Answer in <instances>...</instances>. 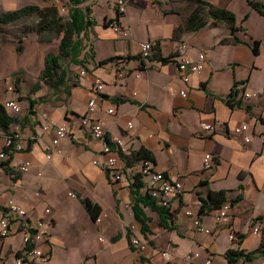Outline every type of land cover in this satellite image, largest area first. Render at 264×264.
Here are the masks:
<instances>
[{
	"label": "crops",
	"instance_id": "obj_1",
	"mask_svg": "<svg viewBox=\"0 0 264 264\" xmlns=\"http://www.w3.org/2000/svg\"><path fill=\"white\" fill-rule=\"evenodd\" d=\"M115 2L83 0L80 5L92 22L85 34L89 45L86 48L84 44L80 54L85 52L80 71L85 69L86 74L79 71L73 83L68 75L61 93V89L53 90L48 100L36 94L29 101L28 112L13 116L17 121L9 130L22 134L24 149L0 161V217L6 214L7 201L13 199L30 219H46L49 238L40 247L50 254L47 264L53 262L58 241L59 205L81 211L85 219L82 231L92 233L86 238L88 249L80 257L81 264H165L161 252L173 255L171 264H205L207 260L228 264L225 254L229 249L255 251L264 232V16L251 8L248 0H127L126 11L120 15ZM42 3L0 0V14L27 5L43 8ZM211 8L236 16L234 35L243 43L232 41L224 23L213 25ZM255 19L261 23L260 34L252 29ZM114 22L128 35L115 32L111 27ZM254 41L260 42L257 54ZM141 42H150L154 48L144 63L138 59ZM201 53L205 55L204 69L184 83L178 60L184 55L196 60ZM110 58L114 60L100 65ZM163 58L168 60L163 62ZM120 72L124 77L118 76ZM96 78L104 82V89L89 117L104 124L108 137L122 140L125 154L147 150L156 168L183 186L182 197L168 209L169 228L162 226L156 211L141 204L137 207L147 218L146 233L135 217L130 186L131 172L138 163L126 168L127 178L121 182L94 164L104 160L102 146L82 127L81 117L95 96ZM234 87L241 107L227 102ZM181 90L186 91L185 97L179 94ZM244 93L254 96L244 99ZM109 109L114 113L108 114ZM51 121L66 125L69 137L60 140L59 153L49 158L48 147L56 133L54 128L44 131L43 126ZM204 123L214 125L215 132L204 133ZM241 124L249 127V143L233 136V129ZM3 149L1 134L0 151ZM207 153L216 162L211 171L204 170ZM27 162L29 171L20 173V165ZM218 191L226 192L223 206H230L228 224L216 222L213 213L218 209L199 214L202 200ZM70 192L76 198L70 197ZM239 195L241 200L232 203ZM85 198L106 213L102 224L87 214L81 203ZM45 209H50V214L46 215ZM188 209L199 215L211 234L195 230L185 215ZM256 224L261 228L259 234L253 232ZM232 233L242 239L233 241ZM135 237L148 242L150 249L145 253L134 250L131 239ZM23 248L18 230L0 237V264H16ZM190 253L199 256L187 259ZM245 264H264V257Z\"/></svg>",
	"mask_w": 264,
	"mask_h": 264
},
{
	"label": "built area",
	"instance_id": "obj_2",
	"mask_svg": "<svg viewBox=\"0 0 264 264\" xmlns=\"http://www.w3.org/2000/svg\"><path fill=\"white\" fill-rule=\"evenodd\" d=\"M115 5L118 9V13H124L128 5L127 0H116ZM64 12L66 7L61 8ZM115 32H121L125 36L128 35V31L121 29L116 22L111 25ZM184 48V47H183ZM139 60L141 63L147 61L152 52L153 44L150 42H141L139 44ZM205 67V55L199 54L195 60L191 56L184 55L177 62V69L179 75L184 83L190 81L192 74L200 73ZM81 75H85V69L80 71ZM124 73L120 72L119 77H124ZM95 84V96L92 97L88 103L87 114L81 117V125L86 129L90 136L101 143V154L104 156L102 161H94V164L98 165L105 171H109L112 174L113 179L116 182L126 180V168L124 162L119 157V153H125L126 149L119 137H108L104 129V124L101 121L92 120L89 115L96 109L97 102L99 100V94L103 93L104 82L96 78ZM12 90V88H9ZM179 94L183 97L186 96V91L181 90ZM254 95L250 93H244L242 98L250 99ZM4 110L7 113H11L12 116L19 115L21 107L14 100H7L2 103ZM108 114H113L114 110L109 109ZM129 127H132L131 123ZM51 128L55 129V137L48 147L47 155L52 158L55 154L59 153L60 140L69 137V131L66 125H58L54 121L43 126L44 131H48ZM201 130L206 133H214L215 126L210 124H202ZM249 127L247 124H241L233 129V136L235 138H242L245 143L251 141V137L247 134ZM4 136V149L0 151V161L5 162L9 159V155L12 153H19L24 149L23 136L19 131H10L6 133L0 126V135ZM115 149V150H114ZM115 151L117 153H115ZM215 160L210 153L204 156V170L211 171L215 167ZM30 169V163H24L20 165L19 172L27 173ZM140 176L142 179V188L140 194L149 195L156 203L163 208H170L172 203L181 198L184 192L183 186L179 180L173 179L167 173L160 171L150 160H141L136 168L131 172V182L134 181L135 176ZM230 206L224 205L213 213L216 222L222 224H228L230 220L229 215ZM50 209H45V214H50ZM185 215L191 220V223L196 231L205 234H211V230L203 226L199 215L195 214L192 210H186ZM106 216L103 213L96 220V223H101L102 217ZM20 231L22 233L23 251L20 256L16 258V264H47L50 261L49 252L44 251L40 244L46 242L49 238V232L46 227V219L43 217L30 219L27 211L19 205L15 200L9 199L6 203V214L0 217V237H8L9 235ZM255 234L261 233L259 224H256L253 228ZM231 239L237 241V235L231 234ZM131 247L139 253H145L150 249L148 242L141 238L135 237L131 239ZM161 255L165 261V264H171L173 261V255L169 252H161ZM199 256L198 254L190 253L187 255V259H191L192 256ZM205 264H212L211 260H207Z\"/></svg>",
	"mask_w": 264,
	"mask_h": 264
},
{
	"label": "trees",
	"instance_id": "obj_3",
	"mask_svg": "<svg viewBox=\"0 0 264 264\" xmlns=\"http://www.w3.org/2000/svg\"><path fill=\"white\" fill-rule=\"evenodd\" d=\"M49 2L51 0H43ZM71 8L69 10L68 16L66 19L59 16L58 12H51L49 8H41L37 5H27L18 10L12 12H5L0 14V29L6 25L15 24L20 21H24L29 17H37L38 25L33 29L38 35L46 34L47 32L57 31L59 35H62L60 45H59V55L48 54L45 59V67L39 77L40 81H44L51 89L58 91L67 86L68 74L62 66L61 60L70 58L73 63L79 65L82 64L79 61L80 54L84 48V37L87 33L88 28L92 22L88 19V15L85 11L80 9V5L83 3V0H69ZM251 8L256 10L260 15L264 16V2H253L248 0ZM120 15V13H119ZM210 15L213 18V25L217 23H224L232 33V41L235 44H241L242 41L234 35L238 30L236 27V16L227 10H215L211 8ZM248 19V15L244 17V21ZM204 24V23H203ZM260 46L259 41L253 42V51L255 54L258 53ZM22 48H18V52H21ZM156 56V55H155ZM139 58V57H138ZM161 58V57H160ZM114 58H110L100 62V65L107 64L113 61ZM163 62H166L168 59H161ZM238 91L235 87L232 89L229 99L227 100L228 104L231 107H241L243 106L242 102L236 100ZM33 106V103H30ZM248 109V107H247ZM17 121L16 117L10 116L4 110L2 104H0V126L4 132L9 133V127L11 124ZM121 160L125 164V168L133 167L141 160H150L154 162L152 155L145 149L141 148L140 150L125 154L120 152ZM142 179L140 176H135L134 181L131 183L130 191L135 199V217L142 224L144 233L147 232L145 227L147 218L142 214V211L138 209V204L149 207L150 209L156 211L161 217L162 226L169 228L167 220L169 219L170 212L169 208H163L159 206L155 200H153L149 195L140 194V189L142 188ZM241 200L239 195L232 203H236ZM227 201L226 192H210L207 198V201L202 200V206L200 208L199 214L204 212L213 211L221 208L223 204ZM81 203L84 206L89 217L96 222L99 216L102 214L101 209L92 203L89 199H81ZM262 240L258 249L253 252H245L240 249H229L225 257L228 261V264H245L253 262L260 256L264 257V232L262 233ZM239 240L242 239L240 235H237ZM20 254L17 255L19 257Z\"/></svg>",
	"mask_w": 264,
	"mask_h": 264
},
{
	"label": "rangeland",
	"instance_id": "obj_4",
	"mask_svg": "<svg viewBox=\"0 0 264 264\" xmlns=\"http://www.w3.org/2000/svg\"><path fill=\"white\" fill-rule=\"evenodd\" d=\"M43 8L51 9V12H58L59 16L67 18L71 4L69 0L43 1ZM62 7H66L63 12ZM39 18L29 17L24 21L4 26L0 29V104L7 100L16 101L21 107L20 116L28 112L29 101L35 98L36 94L42 95L45 100L53 97L51 89L44 81L40 82L39 77L45 67V59L48 54L59 55V45L62 35L57 31L47 32L38 35L33 29L38 25ZM252 29L255 34H260L261 23L258 19L253 20ZM87 46V38H84ZM21 47V52L18 48ZM85 53V52H84ZM84 53L78 59H83ZM63 68L68 72L71 83L78 78L81 66L73 63L70 58L61 60ZM71 83L69 87L72 86ZM12 88L10 90L9 88ZM37 91V92H35ZM63 89L59 91L61 93ZM69 196L76 198L72 192ZM106 215V213H103ZM107 216V215H106ZM106 216H101L102 222ZM85 219L81 211L72 206L59 205L58 226L55 231L57 238L53 251L52 264H81V255L87 251V236L82 229ZM91 228V226H88ZM89 231V230H88ZM100 231H97L99 234Z\"/></svg>",
	"mask_w": 264,
	"mask_h": 264
}]
</instances>
